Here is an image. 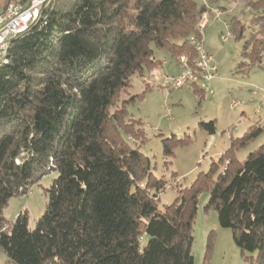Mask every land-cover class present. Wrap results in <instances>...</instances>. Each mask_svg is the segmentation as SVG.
<instances>
[{
    "label": "trees",
    "instance_id": "16d2710c",
    "mask_svg": "<svg viewBox=\"0 0 264 264\" xmlns=\"http://www.w3.org/2000/svg\"><path fill=\"white\" fill-rule=\"evenodd\" d=\"M248 6L258 31L243 41L241 56L260 63L264 0ZM207 11L193 0H45L37 21L10 41L0 65V251L8 263L193 264L192 225L206 191L203 211L214 210L219 226L231 230L249 254L246 264H264V143L242 162L235 157L260 127L231 141L215 178L213 163L160 211L165 182L118 136L117 129L130 133L127 101L109 112L133 75L161 65L154 49L191 65L189 38ZM232 30L240 40L244 26ZM112 126L119 140L109 136ZM201 126L214 133L213 122ZM170 155L163 140V156ZM51 172L57 175L33 228L26 211L8 223V201Z\"/></svg>",
    "mask_w": 264,
    "mask_h": 264
},
{
    "label": "rangeland",
    "instance_id": "374dc122",
    "mask_svg": "<svg viewBox=\"0 0 264 264\" xmlns=\"http://www.w3.org/2000/svg\"><path fill=\"white\" fill-rule=\"evenodd\" d=\"M193 1L198 7L205 5L208 9L209 22L203 30L204 48L217 67L211 82V96L203 97L193 86L173 88L169 80L180 76L181 65L166 50L154 49L153 57L161 65L144 70L142 76L133 75L130 86L121 91L109 110L112 113L122 101H127L123 122L128 124L130 133L117 129L118 136L126 148H138L149 160L153 178L165 182L158 193L160 211L175 200L179 190L189 187L213 163L215 178L222 169L218 162L221 155L231 141L241 138L251 126L260 127L262 133L238 149L236 159L242 162L247 154L264 143V52L260 63L251 64L248 58L241 56L243 41L251 32L258 31L251 23L256 13L248 6L254 0ZM9 2L0 0V12ZM215 12L220 14L219 18H215ZM238 22L244 26L242 38L221 43L218 36L224 32V24L233 31V23ZM257 39L260 44L264 41L262 35H257ZM252 92H256L254 97ZM251 98L253 102H249ZM233 102L243 105L232 108ZM209 122L214 123L213 134L201 126ZM137 129L140 130L134 133ZM109 136L119 140L115 127L110 128ZM163 140H167L172 150L168 157L163 156ZM56 175L55 172L44 175L31 185L26 195L11 198L2 211L4 219L11 223L19 212L26 211L29 226L33 228L45 208L44 190ZM206 198V191H202L192 225L193 264H246L249 254L235 246L231 230L219 226L214 210L203 211ZM0 264H10L2 251Z\"/></svg>",
    "mask_w": 264,
    "mask_h": 264
},
{
    "label": "built area",
    "instance_id": "2783aa9c",
    "mask_svg": "<svg viewBox=\"0 0 264 264\" xmlns=\"http://www.w3.org/2000/svg\"><path fill=\"white\" fill-rule=\"evenodd\" d=\"M44 2L45 0H31L27 6H24L12 1L0 13V65L8 62L7 50L10 41L37 21L40 8ZM219 16L220 14L215 12V18H219ZM208 22V13H202L196 24L197 36L189 38L195 57L189 65L184 55L179 56L178 62L181 65V74L179 77L169 80L173 88L193 86L203 97L211 96V82L217 72L212 55L204 48L203 30ZM218 39L221 43L233 39V34L226 24H224V32L219 34ZM251 95L254 97L256 92H252ZM249 102H253V99L251 98ZM241 105H243L242 102H233L231 107L237 108Z\"/></svg>",
    "mask_w": 264,
    "mask_h": 264
},
{
    "label": "crops",
    "instance_id": "0c3cea01",
    "mask_svg": "<svg viewBox=\"0 0 264 264\" xmlns=\"http://www.w3.org/2000/svg\"><path fill=\"white\" fill-rule=\"evenodd\" d=\"M163 64H165V62H163ZM155 72H157V69L154 70ZM153 73V71H151ZM157 74V73H156Z\"/></svg>",
    "mask_w": 264,
    "mask_h": 264
}]
</instances>
